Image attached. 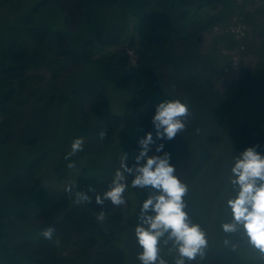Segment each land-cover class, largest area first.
<instances>
[{
	"label": "rangeland",
	"instance_id": "1",
	"mask_svg": "<svg viewBox=\"0 0 264 264\" xmlns=\"http://www.w3.org/2000/svg\"><path fill=\"white\" fill-rule=\"evenodd\" d=\"M141 1L137 0L127 7H113L105 12V23L110 34L120 35L118 46L127 53V71L130 77L126 83L122 74L113 72L114 61L108 60L105 64V60H100L102 53H108L117 47L109 45L97 48L92 56L94 62H86L83 67H77L78 69L64 59L61 50L57 48L37 67L28 70L26 76L31 78L33 84L30 88L24 84L16 87L20 91L17 99L13 100V107L1 115L0 135L11 131L12 127H15V131L0 146V224L6 218L3 232L7 239L15 240L17 245L25 235L27 238L30 236L26 247H33L32 231H38L41 223L39 218L29 213L30 205L26 203L23 194L7 191V178L19 171L23 164L34 163V167L27 172L29 178L26 180L29 184L26 186L31 187L37 180V187L52 190L71 185L82 167L87 164L97 166L96 161L100 159V166L113 164L116 169L120 168L124 153L120 147L115 146L121 136L113 141L110 148H106V145L102 149V158L95 155L100 150L98 147L92 154L91 151L85 154L79 151L70 159L65 157L71 151L74 139L83 138V145L87 141L83 135H76L77 129L72 127V122L79 123L80 119V122L91 125V120L95 121L91 115L93 109L105 106L102 100L105 99L112 113L125 117L132 111L134 90L139 95L147 92L149 96L153 93L145 88V78L140 77L135 70V48L139 46L144 32L150 35L155 45H168L170 41L164 38V31L171 25L169 22L177 19L174 18L177 14L156 3L142 14L141 19ZM40 2L42 0H0V57L7 46L14 50L11 41L23 36L27 28L36 27L33 31H39V27L47 26L51 31L65 30L67 24L58 3L40 5ZM197 3L198 1L193 2L194 5ZM199 3V7L190 6L189 12H192L184 19H200V24L206 26L194 27V38H198L196 44H186L180 40L179 49L189 52L196 50L206 59L202 60L203 65L210 69L214 91H217L224 107L215 108L208 113L206 107L200 111V134L207 148L206 157L201 161L200 167L193 171L189 159L184 157L171 158L170 163L176 166V176L188 187L184 197L185 211L190 220L199 224L206 233L208 247L205 251L229 249L246 261L253 260L256 264H264V254L248 242L242 229L238 227L234 233H225L221 228L222 224L232 222L227 200L236 195L234 186L229 183L230 169L235 159L245 148L252 146H256L264 154V79L252 80L253 87L248 96L247 85L241 84L239 92H236L246 72L253 75L264 65V0H199ZM149 12L153 15L150 16ZM143 21H147V24ZM4 79L7 80L5 77ZM11 82L17 83L16 80ZM9 86L10 84H6L5 87ZM90 90L102 94L93 98H89L91 94H88L86 97L85 93ZM239 93H242L244 99L231 101ZM16 100H21L22 103L18 102L17 106L18 103L14 102ZM155 101L153 103L157 104ZM145 106H150L149 97ZM21 115H27L24 125L19 123ZM100 141L99 145L102 144ZM94 148L93 144L92 149ZM79 154L80 159L77 158ZM38 156L42 158L37 161L35 159ZM69 163L75 164V167L69 168ZM138 200L136 189H131L129 198L123 205L124 218L129 217V212L135 211ZM2 208L9 209L13 218L7 217ZM134 229L119 233L113 240L123 250L124 264H140L137 253L141 249ZM53 239L52 245L55 249L44 245L41 249L34 250V257L44 258L51 249L59 260L52 263L31 262L26 257V251L20 249L16 257L6 264H77L94 252L91 247L79 246L78 241L73 243L58 236ZM165 240L167 234L161 238L159 254L167 264H174L178 254L171 241L165 244ZM225 240L228 244L224 243ZM38 250L40 251L37 252ZM74 255L77 257H73ZM220 255L225 257L222 253ZM220 255L218 252L212 253L213 258ZM187 264H210V259L205 253L203 259L197 257Z\"/></svg>",
	"mask_w": 264,
	"mask_h": 264
},
{
	"label": "trees",
	"instance_id": "2",
	"mask_svg": "<svg viewBox=\"0 0 264 264\" xmlns=\"http://www.w3.org/2000/svg\"><path fill=\"white\" fill-rule=\"evenodd\" d=\"M194 1H198V3L194 5ZM135 2L137 0H42L40 5L58 3L62 9L67 27L62 31H51L47 26L39 27V31H33L36 27L27 28L24 32L26 34L23 33V36L20 37L21 39L18 38L11 41L10 44L14 46V50L7 46L2 51L0 75L7 80L4 77H0V117L13 107V100L17 99V93L20 91H17L16 87L24 84L25 87L30 88L33 84L30 81L31 78L26 76L28 70L37 67L50 52L57 50V48L61 50L64 59L76 68H80L86 62L93 61L92 56L97 48L109 45L117 47L108 53H102V59L100 60H105V64L108 63V60L114 61L113 72L122 74L126 83L130 77L127 71V53L123 51L122 47L118 46L120 35L118 33L110 34L109 28L105 23V12L109 11L108 9L110 8L127 7ZM156 3L166 7L170 12L176 13L177 16L175 15L176 17L174 18L177 19L169 22L171 25H168L169 28L164 31V38H168L170 41L168 45L162 47H160L161 44L155 45L150 35L144 32L142 33L139 46L135 48L137 55L135 70L140 77L145 78V88L152 90L153 93L149 96L147 92L139 95L134 90L133 108L131 113L125 117L112 113L108 109L105 99H101L105 106L93 109L91 115H93L95 121L91 120V125L84 121L80 122L79 119V123L77 121L72 122V127L77 129L76 135H83L87 138L85 145H83V150L80 152L85 154L91 151L90 153L92 154L98 147L100 150L95 152L96 157L100 155L106 145V148H110L113 141L121 136L115 147H120L124 154L127 153L126 164L128 167H132L135 163L134 157L138 152V138L143 137L145 132H152L155 139V132L151 123V117L154 114L156 105L153 100L158 99L159 101H155L158 103L162 100L178 99L189 107L190 116L187 119L186 128L175 139L170 141L157 140V144L163 143V151L169 152L173 159L182 157L189 159L193 171H196L200 167L201 161L206 157L205 153L207 152L206 145L202 141L200 134V111L206 107V112L208 113L210 110H215V108L224 107V104H221V98L217 91H214L210 69L203 65L205 58L203 59L202 55L196 50L189 52L185 51L186 49H179V41H185L184 43L186 44L187 42L192 45L196 44L198 38L197 40L194 38V27L203 28L206 24H200V19L197 21H193L194 19L186 21L184 19L192 12H189L191 5L195 7L201 5L199 0H142L139 3L141 19H143L142 14L146 13ZM149 14L151 16L152 13L149 12ZM182 18L184 21H181ZM143 22L147 24V21ZM146 29L145 27L144 30ZM243 78L244 80L242 79L237 86L236 92H239L241 84L247 85L249 93H246V96H248L251 93V87H253L252 80L264 79V65L253 75L246 72ZM11 80H16L17 83H12ZM6 84H10V86L6 88ZM88 94H91V96ZM97 94L102 93L90 90V92L87 91L85 93V96L93 98ZM241 94L239 93L238 96L233 97L231 101L238 102L243 98ZM148 97L150 98L149 107L145 106ZM14 102L22 103L21 100ZM17 106H19V103ZM27 115H21L19 123L24 125ZM13 130L15 131V127H12L11 131H6L2 136L0 135V146L14 134ZM101 132L105 133L103 139L99 136ZM99 141L102 144L99 145ZM93 144L95 146L94 149H92ZM80 157L81 155L79 154L77 158L80 159ZM100 157L102 158L101 155ZM41 158L42 156H38L35 160L38 161ZM101 160H95L98 164L97 166L87 164L82 167L71 184L73 193L75 191L85 192L92 198L91 203H77L74 194L65 191L66 186L56 190L42 186L37 187V180L31 184V187L26 186L29 184V181L26 180V178H29L27 172L30 171L31 167H34V163H31V165L23 164L21 168L19 167V171L7 178V191L23 194L26 203L30 205L29 213L31 216L34 215L39 218L41 223L38 231H32L33 247L28 248L26 244H29L27 241L30 236L28 238L25 235L22 236L19 245L15 243V240L11 241L6 238V234L3 232L5 218L0 224V264L11 262L20 249L26 251V257L31 262L48 261L52 263L59 260V258H56V253L51 251L52 248L55 249L52 243L53 238L56 236L64 240H71L73 243L78 241L79 246L83 245V247H91L93 249L95 253L92 251L91 255L89 254L85 260L77 264H124L123 250L116 246L113 240L119 233L136 227L140 207L149 195V190L147 188H134L139 197V204L134 212H129V217L126 218H124L123 205L113 206L107 200L103 206L97 205L95 196L109 190L114 173L118 170L113 164L100 166ZM126 176L128 187L124 197L127 201L129 191L133 189L131 186L133 177L128 174ZM28 187L29 190H26ZM89 188H92L93 191H88ZM1 210H5L7 217L13 218L9 209L2 208ZM101 211L105 213L106 217L103 222L96 219ZM48 227L55 229L54 235L50 240L45 239L41 235L42 231ZM44 245L45 247H51L47 251L49 255L46 253L44 258L36 259L34 250L36 251L37 248L41 249ZM81 252L83 253V251ZM214 252H218V255L222 253L225 257L223 258L220 255L218 258H213L212 253ZM205 253L207 258L210 259V264H256L253 260L246 261L229 249H211L205 251ZM73 257H77V255ZM73 257H70V259H73ZM80 259L78 258V260Z\"/></svg>",
	"mask_w": 264,
	"mask_h": 264
},
{
	"label": "clouds",
	"instance_id": "3",
	"mask_svg": "<svg viewBox=\"0 0 264 264\" xmlns=\"http://www.w3.org/2000/svg\"><path fill=\"white\" fill-rule=\"evenodd\" d=\"M190 116L189 107L180 100H162L155 105L151 117L153 131L145 132L138 138V152L134 165L126 164L127 153L121 160L120 168L115 171L109 190L95 196V203L103 206L110 201L113 206L126 203L124 193L127 190V176L132 175L131 186L149 190L143 201L138 224L134 229L137 244L141 251L137 253L140 264H167L160 256L161 238L167 234L165 244L171 241L176 253L174 264H187L197 257L203 259L208 247L206 233L197 223H193L185 211V195L188 187L175 174L176 166L170 163L171 154L163 151L164 144L157 140L170 141L186 128ZM103 139L104 132L99 134ZM83 138H76L71 151L65 159L83 150ZM154 146V151H153ZM151 153V154H150ZM162 153V154H161ZM69 168L75 164L69 163ZM229 183L234 186L236 195L227 200L232 214V222L221 225L223 232L234 233L238 227L243 230L248 242L261 254H264V154L256 146L247 147L235 159L230 169ZM65 191L74 194L77 203H91L92 198L83 191H75L71 185ZM88 191H93L89 188ZM105 213L101 211L96 219L103 222ZM55 229L48 227L41 235L52 239ZM228 244V241H224Z\"/></svg>",
	"mask_w": 264,
	"mask_h": 264
}]
</instances>
